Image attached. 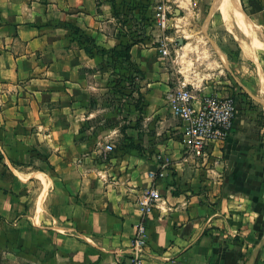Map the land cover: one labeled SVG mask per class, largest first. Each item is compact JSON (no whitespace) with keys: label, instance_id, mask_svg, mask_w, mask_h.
<instances>
[{"label":"crops","instance_id":"crops-1","mask_svg":"<svg viewBox=\"0 0 264 264\" xmlns=\"http://www.w3.org/2000/svg\"><path fill=\"white\" fill-rule=\"evenodd\" d=\"M122 1L0 0V241L19 252L49 250L63 264H122L140 218L137 199L156 186L162 201L147 218L145 264H248L264 236L259 109L237 97L232 136L206 159L187 157L182 124L165 104L174 72L161 55L165 68L151 63V48L132 45L147 118H156V135L172 134L135 142L151 143L152 153L104 151L112 143L96 121L105 110V58L89 54L80 33L99 48L120 47ZM245 1L263 30L264 0ZM152 67L161 71L154 78ZM162 156L170 163L154 180ZM256 264H264V247Z\"/></svg>","mask_w":264,"mask_h":264},{"label":"rangeland","instance_id":"rangeland-1","mask_svg":"<svg viewBox=\"0 0 264 264\" xmlns=\"http://www.w3.org/2000/svg\"><path fill=\"white\" fill-rule=\"evenodd\" d=\"M160 1L123 0L116 15L124 40L120 47L106 49L105 56H102L105 58L102 65L107 72V90L100 101L105 110L96 124L106 130L105 137L114 145L115 151L129 148L141 153H152L156 150L151 148V143L145 147L142 143L136 144L137 141H154L156 137L163 138L164 135L172 134V131L167 132L168 128L160 136L156 135V126L159 125L156 118H147L146 90L142 89L145 73L133 62L131 54V47L136 44L152 49V64L162 68L167 65L169 71L174 72V79L170 80L171 88L181 78L198 95L217 92L231 94L240 99L243 107L259 109L262 112L259 114L261 120L264 121V106L257 97L261 95L264 54L259 55L258 62L243 54L233 34L224 26L221 14L213 9L214 0H166L171 11L170 29L166 34L173 42L175 62L166 60L163 65L158 57L161 55L159 39L164 35L153 17L155 6ZM240 3L245 12L262 25L246 1L240 0ZM259 30L262 35L264 29ZM128 52L131 60L127 58ZM156 71L160 70L156 68ZM156 71L153 67L150 69L151 78L156 77ZM167 114L170 116L169 112ZM27 247L30 250L21 249L19 252V246L4 245L0 241V258L5 256L0 264H6V260L10 264H63L61 260H52L49 250L38 253V248L30 245ZM5 250L10 252V256L3 253Z\"/></svg>","mask_w":264,"mask_h":264},{"label":"built area","instance_id":"built-area-1","mask_svg":"<svg viewBox=\"0 0 264 264\" xmlns=\"http://www.w3.org/2000/svg\"><path fill=\"white\" fill-rule=\"evenodd\" d=\"M170 13L167 1L161 0L155 6L153 17L156 26L164 35L159 39L161 57L174 63L173 42L166 34L170 29ZM175 83L176 85L166 93V103L171 114L182 124L181 142L184 152L187 157L206 159L216 144L224 143L232 136L239 115L238 99L233 95L218 93L198 95L196 90L181 78ZM113 150V144H107L104 148L106 152ZM162 160L159 169L149 174L154 180L165 176L170 161L163 156ZM161 201L162 194L156 186H151L139 195L137 208L140 218L135 225L128 256L122 264H145L149 237L147 218Z\"/></svg>","mask_w":264,"mask_h":264},{"label":"bare ground","instance_id":"bare-ground-1","mask_svg":"<svg viewBox=\"0 0 264 264\" xmlns=\"http://www.w3.org/2000/svg\"><path fill=\"white\" fill-rule=\"evenodd\" d=\"M213 9L221 14L224 26L233 34L244 55L258 62L259 55L264 54V35H261L259 26L245 12L240 0H214ZM263 75L261 73L262 89L264 92ZM187 80L189 81L191 78Z\"/></svg>","mask_w":264,"mask_h":264},{"label":"trees","instance_id":"trees-1","mask_svg":"<svg viewBox=\"0 0 264 264\" xmlns=\"http://www.w3.org/2000/svg\"><path fill=\"white\" fill-rule=\"evenodd\" d=\"M113 2H114V5H115V1H113ZM75 30H76L77 33H80V29L75 28ZM80 40H81L82 43L85 45V50H86L89 54L94 55L95 52H96V53H97L98 55H100V56H105V54H106V52H107L106 48H99V47L95 44L94 39H93L91 36L85 34L84 32H81V33H80ZM116 50H117V49H115L114 52H116ZM127 58H128L129 60H131V54H130V52L127 53ZM134 146H135L136 148H138V149L140 148L138 145H134Z\"/></svg>","mask_w":264,"mask_h":264},{"label":"water","instance_id":"water-1","mask_svg":"<svg viewBox=\"0 0 264 264\" xmlns=\"http://www.w3.org/2000/svg\"><path fill=\"white\" fill-rule=\"evenodd\" d=\"M262 247H264V236L260 239V241L255 245L252 253H251V256H250V259H249V262L248 264H256V261H257V258H258V255L260 253V250L262 249Z\"/></svg>","mask_w":264,"mask_h":264}]
</instances>
